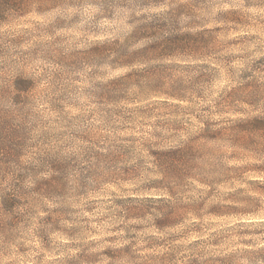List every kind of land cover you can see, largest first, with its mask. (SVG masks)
<instances>
[{
	"label": "clouds",
	"instance_id": "9594fccd",
	"mask_svg": "<svg viewBox=\"0 0 264 264\" xmlns=\"http://www.w3.org/2000/svg\"><path fill=\"white\" fill-rule=\"evenodd\" d=\"M0 264H264V0H0Z\"/></svg>",
	"mask_w": 264,
	"mask_h": 264
}]
</instances>
